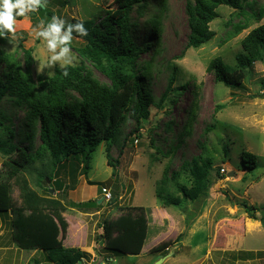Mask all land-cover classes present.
I'll list each match as a JSON object with an SVG mask.
<instances>
[{
    "label": "rangeland",
    "instance_id": "1",
    "mask_svg": "<svg viewBox=\"0 0 264 264\" xmlns=\"http://www.w3.org/2000/svg\"><path fill=\"white\" fill-rule=\"evenodd\" d=\"M187 1L189 0H168L163 13L161 53L153 59L152 76L146 80L151 83L149 88L156 100L148 120H142L137 125L128 118L116 145L109 149L107 142L101 143L93 154L91 171L87 177L83 175L84 161L71 158L65 168H58L54 172L53 182L39 180V174L46 171L47 164H50L51 158L46 152L44 163L30 164L18 178L6 181L11 188L10 196L16 208L24 205L26 188L43 196H50L46 191L52 186L54 193L51 191V196L61 200L66 207L62 216L68 229L63 245L84 252L87 256L83 264H98L93 262L97 254L103 264L137 262V258L133 256L108 252L102 237L105 221H116L129 212L130 207H143L147 210L150 229L146 244L155 243L157 247L154 249L170 244L165 256L161 252L152 254L154 249L142 256L144 259L153 258L150 261L153 264L165 257L167 260L163 264H174L173 259L179 255L180 262L213 264L218 251L223 256L222 264H264V60L254 63L249 69L244 80L245 90H235L217 83L214 74L208 72L210 62L217 57L236 66V57L242 52V40L254 28L264 24V0H250L246 13L227 6L219 7L217 11L220 17L210 25L215 37L201 48L186 50L183 58H180L190 33L186 14ZM115 5L116 0H48L47 4L56 16L70 23L99 17L102 12L115 8ZM261 11L262 17L253 15ZM155 12L154 7L150 6L140 23L144 24ZM136 17L134 13L133 20ZM41 20L47 22L40 12L17 20L15 39L12 42L8 39L0 45L4 52L13 55L21 65L25 63V51H29L33 58L31 70L35 79L41 76L53 77L60 69L58 65L45 67L50 54L46 44L33 35V29ZM246 23L248 28L236 35V27ZM151 38L150 32L141 29L135 40L141 43ZM83 45L81 38L73 39L71 49L76 60L71 66H83L85 75H91L97 84L109 85V79L81 57L78 49ZM140 59L139 72L144 64L152 60L151 53L141 55ZM174 66L177 67V82L174 87L189 84L188 90L175 104L165 102L159 107ZM70 95L72 98H79L78 93L71 92ZM194 98L199 101L200 107L192 134L184 140L177 152L172 153L171 148L177 146V138L183 131L188 109ZM25 117L26 106L17 105L15 98L6 95L0 101V141L11 138L8 128H12L16 133L14 136L17 145L27 147L29 143H18L25 128ZM170 124H173L171 130L168 129ZM33 143L30 154H34L41 145L38 133ZM245 152L257 157V169L244 167L241 156ZM198 156L213 160L205 203L197 208L199 205L185 200L182 207H169L163 211L161 200L156 195L160 188L173 196L181 197L177 184L191 186L186 175L167 181L166 176L170 177L173 172L181 169L185 161ZM4 160L6 156L0 152V171ZM109 161L115 168L108 166ZM77 167L78 170L75 169ZM218 170L220 176L217 174ZM58 182L62 184L60 192L55 191L58 189ZM103 188L111 191L114 201L104 200ZM91 201H98L100 209L91 206L79 210L75 206L86 202L91 204ZM246 204L256 208L254 213L257 220L251 219L246 213ZM194 216L197 217L191 222ZM12 217L13 213L6 219L0 215V221L9 230L7 240L14 243L10 227ZM195 222L201 229H205L194 235L191 239L193 243H185L183 239L175 245L176 237L191 230ZM213 229L219 231L216 238H213ZM210 238V245L213 244L209 256L211 260L202 257L208 250ZM194 245L199 246L196 253L191 248H186ZM92 251L95 256L91 254ZM220 255L217 259L221 258ZM6 257H9V264H50L42 251L21 250L16 244L13 250L7 252ZM107 257L108 262L105 261Z\"/></svg>",
    "mask_w": 264,
    "mask_h": 264
},
{
    "label": "trees",
    "instance_id": "2",
    "mask_svg": "<svg viewBox=\"0 0 264 264\" xmlns=\"http://www.w3.org/2000/svg\"><path fill=\"white\" fill-rule=\"evenodd\" d=\"M167 1L116 0L115 8L102 12L99 17L75 21V23L84 21L88 31L86 37H78L73 33L74 38H81L84 41L78 52L85 61L90 62L109 79V85L97 84L91 75H85L83 66H68L67 77L63 76L61 69H58L53 77L41 76L35 79L31 70L33 58L29 51H25V63L21 65L13 55L0 48V101L9 95L15 98L17 105L26 106L25 128L18 143L27 145L29 143V145L19 147L14 136L16 133L12 128H8L11 138L0 141V152L6 156L0 171V215L6 219L13 213L10 224L12 240L19 249L40 250L46 255L50 264H81V262L83 264L87 256L84 252L63 245L68 229V224L62 216L66 207L61 200L51 196L52 186H49L48 192L46 191L50 196H43L26 188L25 203L22 207L16 208L10 196L11 188L6 181L18 178L22 170L30 164L44 163L46 152L50 155V164H47L46 171L39 174V180H44L45 183L53 182L54 172L58 168H65L67 161L70 162L72 159L84 161L83 175L87 177L91 171L93 154L101 143L107 142L109 149L116 145L128 118L134 120L137 125L142 120L150 118L151 108L156 105V100L149 88L151 83L146 80L152 76L153 59L161 53L162 19ZM249 1H187L186 14L190 33L185 51L180 58H183L186 50L201 48L215 37L210 25L220 17L217 11L219 7L227 6L239 10L240 13H246V7L250 5ZM150 6H153L157 12L141 24L140 21L146 17ZM38 12L47 20L55 15L48 6ZM134 13L137 15L136 20H133ZM253 15L260 18L263 12ZM22 18L18 17L17 20ZM247 28V23L237 26L236 35ZM141 29L150 32L153 39L137 43L135 37ZM7 40V37L0 38V45ZM241 46L242 52L236 57V66L227 64L222 57L215 58L208 66V72L214 74L217 83L235 90L246 89L244 80L249 69L254 63L264 60V24L254 28L242 40ZM148 53H151L152 60L144 64L139 72L140 57ZM2 67H4L3 71ZM176 82L177 67L174 66L168 87L158 104L159 107L165 102L175 104L188 90L189 84L174 87ZM71 92L78 93L79 98H72ZM195 98L188 109L183 131L177 138V146L171 148L172 153L177 152V149L184 144V140L192 134L200 107L199 101ZM172 126L173 124H170L168 129L171 130ZM37 133L41 145L34 154H30L29 150L34 144ZM136 133L139 138L138 129ZM241 157L245 168L257 169L258 159L255 155L245 152ZM108 164L115 168L111 161ZM45 165L46 163L43 167ZM75 169L78 170V167ZM212 169L213 160L209 157L198 156L191 161H185L179 171L173 172L170 177L166 176L165 180H177L186 175L191 181V186L177 184L181 197L173 196L169 191L160 188L156 195L161 200V205L164 208L182 207L185 200H190L200 208L205 203ZM217 174L220 176V170ZM57 186L58 189L55 191L60 192L62 184L58 182ZM98 205H100L98 201H91V204L86 202L75 206L79 210L91 206L100 209ZM245 208L249 217L257 220L254 213L256 208L247 204ZM146 212L143 207H130L129 212L116 221H105L102 235L105 249L117 255H140L149 230ZM195 217L197 216L190 221L194 222ZM183 238L185 234H181L177 242L182 241ZM169 246L170 244H163L154 249L152 254L161 252L165 256ZM108 252L107 256H109ZM107 259L109 257L105 260L108 262Z\"/></svg>",
    "mask_w": 264,
    "mask_h": 264
},
{
    "label": "clouds",
    "instance_id": "3",
    "mask_svg": "<svg viewBox=\"0 0 264 264\" xmlns=\"http://www.w3.org/2000/svg\"><path fill=\"white\" fill-rule=\"evenodd\" d=\"M48 0H0V38L15 39L18 17H28L46 8ZM73 33L78 37H86L88 31L84 21L77 23L67 22L60 16L53 15L47 22L41 20L33 29V35L46 44L50 54L46 68L57 66L63 76L69 75L67 67L73 65L76 57L72 54L71 44Z\"/></svg>",
    "mask_w": 264,
    "mask_h": 264
},
{
    "label": "crops",
    "instance_id": "4",
    "mask_svg": "<svg viewBox=\"0 0 264 264\" xmlns=\"http://www.w3.org/2000/svg\"><path fill=\"white\" fill-rule=\"evenodd\" d=\"M165 209L166 208H163L162 210L163 211H165ZM1 219V218H0ZM201 226L199 225V224H196V222H195V224L193 225V227L191 228V230H189L187 233H185V238H183V239H185V243H188V244H192L193 242L191 241V239H193L194 238V235L195 234H197L198 232H200L202 229L204 230L205 228H200ZM206 228H208V229H210L209 228V226L208 225H206L205 226ZM149 229H150V222H149ZM219 229V228H218ZM218 229H213V234H214V236H213V238H216V236H217V233L219 232L218 231ZM148 232H149V230H148ZM8 233H9V230H7V228H6V225H4V223H3V221H0V264H9L10 263V261L8 260L9 259V257H6V254H7V252L9 251V250H13L14 249V243H12L10 240H7V238H8ZM184 234V233H183ZM180 236V235H179ZM179 236L178 237H176V240H175V245H176V243H177V239L179 238ZM158 237V236H157ZM148 238V237H147ZM212 238V237H211ZM211 238H210V240H209V247H208V250H207V252H205V254L202 256V257H205V258H209V256L211 255V252H210V249H212V246H213V244L211 243V245H210V242H211ZM147 241V240H146ZM153 241H155V240H153ZM14 244V245H13ZM155 247H157L156 245H155V243H153V244H149V243H147L146 244V242H145V245H144V247H143V249H142V252H141V254L140 255H138V256H133V257H135V258H137V262L135 263V264H153L154 262H150V261H152V259L153 258H151V259H144L142 256L145 254V253H150V251H152ZM176 248V247H175ZM186 248H191V250L194 252V253H196V252H198L199 251V246H188V247H186ZM242 250H243V248H242ZM217 252V251H216ZM221 251H218V253H216V255L214 256V258H215V261L213 262V264H222V260H223V256H222V253H221V255L219 254ZM224 252V251H223ZM91 254H93L94 256H95V253L92 251V253ZM225 254V253H224ZM218 255H220L219 257H221L220 259L218 258L217 259V256ZM127 256H130V255H127ZM226 257H227V254L225 255ZM229 256V255H228ZM6 257V258H5ZM176 258H174L173 259V263L174 264H198L199 262H197L196 261V263H195V261L193 262H191V261H183V262H180V260H178L179 258H181L180 257V255L179 256H175ZM97 258V259H96ZM94 260H93V262H95V263H98V264H103V262H101L99 259H100V256H98V254H97V256H95L94 258H93ZM200 259H202V258H200ZM210 260H211V258H209ZM158 260V259H157ZM167 260V259H166ZM182 261V260H181ZM166 262V261H165ZM126 264H128V263H126ZM211 264V263H210Z\"/></svg>",
    "mask_w": 264,
    "mask_h": 264
},
{
    "label": "built area",
    "instance_id": "5",
    "mask_svg": "<svg viewBox=\"0 0 264 264\" xmlns=\"http://www.w3.org/2000/svg\"><path fill=\"white\" fill-rule=\"evenodd\" d=\"M102 192H103L104 200H106V202H110V201H112L113 197H112V193H111V191H109V190L106 189V188H103V189H102Z\"/></svg>",
    "mask_w": 264,
    "mask_h": 264
},
{
    "label": "water",
    "instance_id": "6",
    "mask_svg": "<svg viewBox=\"0 0 264 264\" xmlns=\"http://www.w3.org/2000/svg\"><path fill=\"white\" fill-rule=\"evenodd\" d=\"M52 192L54 193V190H52ZM166 259H167L166 257L165 258H162V259L158 260L155 264H163ZM81 264H82V262H81Z\"/></svg>",
    "mask_w": 264,
    "mask_h": 264
}]
</instances>
